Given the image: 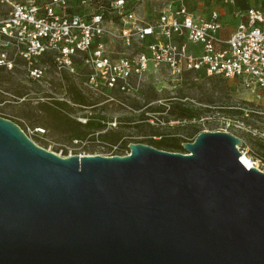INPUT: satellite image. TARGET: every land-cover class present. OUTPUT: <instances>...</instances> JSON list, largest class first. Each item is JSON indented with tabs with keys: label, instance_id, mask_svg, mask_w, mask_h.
Returning a JSON list of instances; mask_svg holds the SVG:
<instances>
[{
	"label": "water",
	"instance_id": "95a60500",
	"mask_svg": "<svg viewBox=\"0 0 264 264\" xmlns=\"http://www.w3.org/2000/svg\"><path fill=\"white\" fill-rule=\"evenodd\" d=\"M240 144L60 155L0 116V264H264V171Z\"/></svg>",
	"mask_w": 264,
	"mask_h": 264
},
{
	"label": "rangeland",
	"instance_id": "374dc122",
	"mask_svg": "<svg viewBox=\"0 0 264 264\" xmlns=\"http://www.w3.org/2000/svg\"><path fill=\"white\" fill-rule=\"evenodd\" d=\"M111 0H92L91 5L113 17L112 30L119 32L123 21L106 8ZM134 18H155L175 0H125ZM201 19L210 18L212 9L231 27L237 21L236 9L264 7V0H182ZM74 9L81 10L78 0ZM126 18V17H125ZM132 19V20H133ZM110 26V24H107ZM112 26V25H111ZM107 52L119 54L135 48L118 38L106 37ZM114 56V55H113ZM38 78L31 77L27 65L17 60L11 69L0 67V116L21 126L38 145L60 155L110 154L111 144L118 153L129 142L148 143L163 134L191 141L205 129H215L219 116L238 119L229 131L241 139L239 149L264 171V97L256 98L236 79L207 74L204 70L174 75L166 68L147 70L134 80L130 92L108 88L92 89L86 84V71L58 70L51 59ZM84 94L88 104L74 100V90ZM211 116L212 119H203ZM242 122V123H241ZM44 128L37 133L36 128ZM113 133L112 143L104 133ZM126 143V147L120 146Z\"/></svg>",
	"mask_w": 264,
	"mask_h": 264
},
{
	"label": "built area",
	"instance_id": "2783aa9c",
	"mask_svg": "<svg viewBox=\"0 0 264 264\" xmlns=\"http://www.w3.org/2000/svg\"><path fill=\"white\" fill-rule=\"evenodd\" d=\"M73 1L0 0V67L11 69L20 60L31 77L38 78L46 70L41 57L49 54L58 70H76L77 63L81 65L87 70L90 88L124 92L133 90V81L147 70L166 68L174 75L204 70L236 79L252 96L264 97L263 8L236 9L239 21L223 37L217 10L204 20L182 0L170 2L148 21L133 19L134 12L127 9L125 0H111L108 12H115L123 21L118 33L112 30L113 17L91 5L92 0H78L82 12L73 8ZM106 37L118 38L131 48L138 45L129 52L111 55ZM219 117L215 129L229 131L230 124L240 123ZM36 132L43 133L44 128L37 127ZM110 146V154H119L117 144Z\"/></svg>",
	"mask_w": 264,
	"mask_h": 264
},
{
	"label": "trees",
	"instance_id": "16d2710c",
	"mask_svg": "<svg viewBox=\"0 0 264 264\" xmlns=\"http://www.w3.org/2000/svg\"><path fill=\"white\" fill-rule=\"evenodd\" d=\"M244 8V6H243ZM241 8V9H243ZM78 11V10H77ZM87 74V72H86ZM87 76V75H86ZM108 89H114V90H118L115 88H108ZM120 91V90H118ZM74 100L79 102L80 104L86 105L88 104L84 94H82L81 91L79 90H74ZM105 136L109 137V140L112 141V143H114L117 139L116 136H114L113 133L109 132V133H104ZM148 144L154 145L155 147L158 148H163V149H168V150H174V151H185L183 146H182V141L179 137H171V139L169 140V138L163 134H159V138L156 140H151L150 142H148ZM126 147V143H123L120 148ZM118 153V151L116 152ZM121 154V153H119Z\"/></svg>",
	"mask_w": 264,
	"mask_h": 264
},
{
	"label": "crops",
	"instance_id": "0c3cea01",
	"mask_svg": "<svg viewBox=\"0 0 264 264\" xmlns=\"http://www.w3.org/2000/svg\"><path fill=\"white\" fill-rule=\"evenodd\" d=\"M222 1V0H221ZM264 9V7H261ZM214 10V9H212ZM219 13V12H218ZM219 19L221 20L220 18V13H219ZM239 21V18L237 17V21L235 22V24L231 27L228 28V26H226V21L225 20H221V23H222V28L220 30V35L223 36V37H226L230 34V32L234 29V27L236 26L237 22ZM45 58H49L50 59V56L49 54H44V56L41 57V60L43 61V59ZM78 68L81 69V65H79L77 63V67H76V70H78Z\"/></svg>",
	"mask_w": 264,
	"mask_h": 264
},
{
	"label": "bare ground",
	"instance_id": "6f19581e",
	"mask_svg": "<svg viewBox=\"0 0 264 264\" xmlns=\"http://www.w3.org/2000/svg\"><path fill=\"white\" fill-rule=\"evenodd\" d=\"M241 161L246 165V166H250L252 164L256 165V161H254L252 158H250L248 155H246V153L241 152Z\"/></svg>",
	"mask_w": 264,
	"mask_h": 264
}]
</instances>
